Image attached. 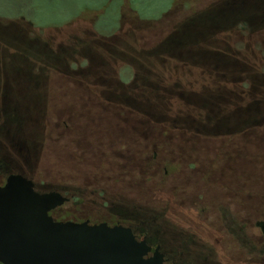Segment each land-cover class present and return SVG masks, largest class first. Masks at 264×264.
Here are the masks:
<instances>
[{
    "label": "rangeland",
    "instance_id": "1",
    "mask_svg": "<svg viewBox=\"0 0 264 264\" xmlns=\"http://www.w3.org/2000/svg\"><path fill=\"white\" fill-rule=\"evenodd\" d=\"M172 3L0 0V43L14 33L22 45L36 50L29 62L42 67L60 54L77 73L53 77L47 139L32 166L33 177L42 188L78 190L58 213L93 222H108L111 213L102 207V192L112 202L124 203L126 193L162 210L169 207L175 186L188 199L206 191L212 199L218 196L208 208L212 224L243 231L245 240L250 235L252 245L243 249L254 257L246 264L263 261L258 223L264 222V126L226 135L194 134L151 122L115 102L121 97L115 93L129 91L134 106L147 102L169 120L208 122L228 116L235 122L250 118L256 100L264 99V40L255 41L259 56L249 44L236 45L218 35L222 19L233 22L236 9L185 21L187 9ZM137 14L141 19L130 21ZM44 36L50 42L46 47L39 42H45ZM78 43L85 49L72 57L69 52ZM27 55L19 49L16 57ZM72 122L76 139L66 130ZM174 150L183 162L176 169ZM5 177L0 171V183Z\"/></svg>",
    "mask_w": 264,
    "mask_h": 264
},
{
    "label": "trees",
    "instance_id": "2",
    "mask_svg": "<svg viewBox=\"0 0 264 264\" xmlns=\"http://www.w3.org/2000/svg\"><path fill=\"white\" fill-rule=\"evenodd\" d=\"M29 26L31 33L38 34L33 25ZM232 31V24L225 23L218 30L219 38L230 42L227 37L229 36L228 33H232ZM226 35L228 36L226 37ZM1 38L3 42L0 43V47L5 51L0 52V171L5 176L22 174L27 178H34L32 166L38 164L47 139L48 105L53 88V84H51L54 81L53 77L59 78L61 75V77L69 78L72 75H77V73L75 69L70 66L67 67L60 54L56 59H46L47 61L42 67L36 63H31L29 61H32V57L36 56V50L34 51L33 47H30L28 43L22 45L24 42L18 41L17 39L20 38L14 33L8 36L4 35ZM43 39L45 42H39L45 47L48 46L49 37L44 36ZM51 47L53 48L54 45ZM19 49L28 54L25 60L16 57ZM83 49H85V45L78 43L69 54L75 57L77 53H82ZM36 61L40 63V58H37ZM115 94L121 95L119 99H115L117 105L136 111L138 114L144 113L151 122L162 124L170 129L188 130L194 134L214 136L264 126V99L256 100L254 113L248 119L236 117L234 122L231 120L232 118L226 116L220 120L190 122L182 118L174 117L169 120L162 117L152 107H149L147 102L142 103V107L140 105L134 106L135 104L132 102L134 99L129 91ZM75 124L72 122L66 127L70 136L74 133V138L76 137ZM104 169L107 170L108 167ZM73 190L72 192H65V196L71 197V199L76 197L78 190L75 191L74 188ZM99 195L103 200L102 207L107 208V210L109 208L111 211L120 213L130 211L131 207L125 206V203L112 202L111 199H108L107 193L102 192ZM144 208L141 213L142 216L139 217L140 220L137 218V221L140 222L143 229L146 228L149 242L156 245L160 244L162 250L168 254L173 253L174 249L170 243L171 231L173 230L172 218L153 214L147 207ZM243 248L225 245L217 249L216 247L211 248L209 244L200 250L201 256H204V261L200 264H246L245 260L249 258L250 254ZM178 250L181 254L191 252L190 249L182 247ZM236 251L238 253H235ZM253 257L251 256L249 260ZM261 263H264V259L262 261L257 258L252 264Z\"/></svg>",
    "mask_w": 264,
    "mask_h": 264
},
{
    "label": "water",
    "instance_id": "3",
    "mask_svg": "<svg viewBox=\"0 0 264 264\" xmlns=\"http://www.w3.org/2000/svg\"><path fill=\"white\" fill-rule=\"evenodd\" d=\"M34 187L22 174L0 185V264H164L160 246L130 227L56 221L50 212L70 199Z\"/></svg>",
    "mask_w": 264,
    "mask_h": 264
},
{
    "label": "flooded vegetation",
    "instance_id": "4",
    "mask_svg": "<svg viewBox=\"0 0 264 264\" xmlns=\"http://www.w3.org/2000/svg\"><path fill=\"white\" fill-rule=\"evenodd\" d=\"M172 4H177L179 8L182 7L187 9L189 14L186 16L187 18L185 21H192V19L194 20L202 15V13H219L221 8L224 10L225 7L229 8V6H232L236 9V13L234 12L233 22L228 19H222L223 25L225 23H229L233 26L232 33H228L229 36L227 35L228 40L232 41V43L236 45H244L247 43L250 46V52L260 56V53H258L260 49L257 47L255 41L264 40V0H173ZM130 11L133 13L135 12L132 10ZM121 15V17L124 16L123 13ZM135 19H141L139 14L134 15L130 21H135ZM67 126L68 124H66V127ZM189 132L193 133L191 131ZM173 153L174 157L172 165L176 169V167L181 165L183 162L180 155H178L177 150H174ZM7 178L8 176L5 177L4 181L1 182L0 185H4ZM28 179H31L34 182V188L39 193L56 191L60 192L64 196L66 195L63 189L42 188L35 178ZM182 195L183 194L181 193L179 187L175 186V193L173 192L170 197L168 208L161 210L157 208L152 209L150 206L147 207L153 214L159 216L169 215L172 218L173 230L171 231L170 243L171 246H173L174 252L171 254L162 250L160 244L156 245L149 242V235L146 233V228L143 229L140 222L137 221V218L139 219V217L142 216L141 213L144 211V207L146 206L126 193L122 194L121 198L125 203V206L131 207L130 211L121 213L111 211L108 216V222H105L108 223L109 226L122 225L130 227L137 236L138 240H140L141 236L145 235L149 245L152 247L160 246V252L164 254V264H200L204 261V256H201L200 250L209 244L211 248L216 247L217 249L224 247L225 245L229 247L240 246L250 248L253 241V238L251 239L250 235L248 240H245V236L242 235V233L244 234L243 231H223L212 224L213 221L209 219L211 215L208 208L216 203L215 199L218 198V196H214L216 198L212 199V196H209L206 191L199 193L196 192L190 196V199L184 198ZM68 198L71 200V197ZM209 198L212 199V202L209 201ZM63 206L57 207L50 212V215L56 221H88L90 224L103 223L93 222L89 218L76 219L74 217H64L62 213H58ZM263 224L264 222H259L258 226L261 228L264 235ZM254 226H256V222L254 223ZM181 247L190 249L191 252L189 251L190 253L181 254L178 250V248ZM152 255L153 254L151 252L148 256Z\"/></svg>",
    "mask_w": 264,
    "mask_h": 264
}]
</instances>
